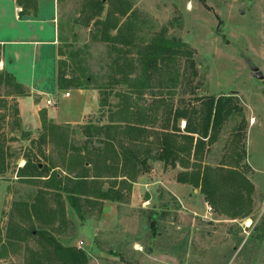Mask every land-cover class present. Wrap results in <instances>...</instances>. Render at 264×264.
Returning <instances> with one entry per match:
<instances>
[{
    "label": "rangeland",
    "instance_id": "rangeland-1",
    "mask_svg": "<svg viewBox=\"0 0 264 264\" xmlns=\"http://www.w3.org/2000/svg\"><path fill=\"white\" fill-rule=\"evenodd\" d=\"M90 1L54 3L66 60L80 76L93 77L84 93L59 89L56 46H40L34 56L32 45H7L8 72L16 70V79L24 80L31 90V69L35 75L41 70L44 85L39 87L43 89L39 107L49 110L65 127L46 129L39 114L38 126V105L31 95L21 99L27 123L18 121L16 98L8 95L9 89H2L0 136L4 139L0 140L11 157L9 170L0 177V264H32L45 242L39 231H47L64 246L85 251L86 264H264V78H257L250 69V64L256 65L264 75V0H102L101 13L94 12ZM39 2L41 15L50 16L53 0ZM121 3L129 4V16L118 13ZM16 4L0 0V38L35 37L27 29L15 34L17 15H21ZM107 13L111 17L118 13L127 22L129 30H123L130 44L102 38V25L94 20H104ZM116 33V29L109 31L110 36ZM166 43L172 44L168 52L174 56L162 61L166 54H159L158 48ZM119 51L130 58V85L138 81L151 53L159 58L158 65L151 64L149 81L154 88L131 94L128 84H118L110 98L114 109L122 101L117 96L122 91L138 105L163 99L173 107L200 112L210 96L233 98L237 108L210 144L204 162L215 169L213 180L221 184L214 200L200 187L178 181L183 169L179 164L166 168L163 162L152 161L150 169L133 183L131 193L124 191V201L93 197L89 201L81 196L82 217L65 193L44 192L41 180L31 183L16 176L29 154H37L47 165H58L56 171L64 173V141L82 144L80 126L100 119V99L106 94L96 87L109 82L112 60L119 57ZM169 70L179 71L173 92L160 87L173 82ZM66 91L71 96L66 97ZM47 98L56 104L47 105ZM85 112L92 114L81 122ZM186 121L179 120L180 133H187ZM43 133L48 139L41 146L44 156L32 143ZM233 171L245 180L226 178ZM216 174L221 178L218 181ZM111 179L103 178L104 188ZM245 181L247 186L240 185Z\"/></svg>",
    "mask_w": 264,
    "mask_h": 264
},
{
    "label": "trees",
    "instance_id": "trees-1",
    "mask_svg": "<svg viewBox=\"0 0 264 264\" xmlns=\"http://www.w3.org/2000/svg\"><path fill=\"white\" fill-rule=\"evenodd\" d=\"M90 2L89 6L94 8V12L101 13L104 9L102 0H91ZM121 2L125 3V1ZM124 3L118 5L116 9L120 15L129 16L130 6ZM28 9L24 7L22 14L28 12ZM112 13H107L104 20L101 18L94 20V24L102 25L104 34L102 38L130 44V37H127L123 30L125 28L129 30L127 22L119 19L118 13L117 17H111ZM111 29L117 30L116 35H109ZM171 47L172 44L166 43L161 45L160 49L158 48L161 50L159 54H166L162 55L160 60L164 61L168 56L170 58L174 56L168 52ZM119 53V57L112 60L114 68L108 75L109 82L101 87L96 85L98 89L103 88L106 94L100 99V113H102L100 118H103V123L99 118L84 122V125L80 126L84 141L80 145H68V141H64L63 154L67 166L64 173L56 171L59 168L58 165H47L38 159L37 154L33 156L29 154L26 155L23 166L17 168L16 176L20 180L31 183L41 180L45 185L44 192L56 190L59 195L61 192L65 193L72 207L82 217L84 212L80 203L81 196H85L89 201L91 197L100 201H124V191L131 193L133 183L142 173L150 169L152 161L163 162L166 168H175L179 164L183 169L178 173V181L200 187L209 200H214L221 184H216L213 180L215 169L204 162L209 153L210 144L237 108L232 104L233 98L210 96L207 98L204 110L200 112L190 107H173L171 103L163 99L138 105L131 95L122 91L117 93V96L121 95L122 101L115 104L114 109L110 104V98L113 89L118 84H128V89H133L131 94H141L142 90L154 88L149 81L153 71L151 64L158 65L159 58V54L151 53L153 57H148L147 66L138 81L130 85V70L128 69L130 58H127L126 54L121 51ZM67 55L62 47H59V89H82L91 86L94 82L93 77L90 74L80 76L79 73L74 72L75 68L66 60ZM1 56L2 46L0 45V60ZM169 72L173 74L170 76V79H174L173 82L160 85V87H166L172 91L178 83L179 71L169 70ZM3 88L9 89L8 95L16 98L14 111L19 121L18 98L28 96L30 92L17 81L12 73L0 70V97ZM39 115L46 129L54 131V129L65 127L49 118L46 109H41ZM181 118L187 120L185 126L187 133H180L178 122ZM65 125L75 130L74 126ZM46 140H48L47 133H43L37 141H32L39 146L43 156L41 146L47 142ZM243 153L245 154L244 150L241 154L239 153V158H242ZM10 157L8 147H5L0 140V177L9 170ZM215 176H217L216 181L221 179L219 174ZM221 176L226 177L224 174ZM228 176L226 178H234L235 181L238 178L245 180L239 171H233ZM103 178H112L106 188L102 182ZM241 184L247 186L246 181ZM249 185L251 188V184ZM38 233L45 242H42L40 251L36 253L32 264H86L87 256L82 249L62 245L47 231Z\"/></svg>",
    "mask_w": 264,
    "mask_h": 264
},
{
    "label": "crops",
    "instance_id": "crops-1",
    "mask_svg": "<svg viewBox=\"0 0 264 264\" xmlns=\"http://www.w3.org/2000/svg\"><path fill=\"white\" fill-rule=\"evenodd\" d=\"M15 2H17V6L16 9L18 10L19 13H21V15H17V19H16V23L14 26V32L15 34L20 33L22 35V30L23 29H27L29 31L30 36H35V37H30V38H0V45L2 46V56H1V60H0V70H4V71H9L7 70V61L5 59V51L7 49V45H32V49H33V54L34 56L36 54H38V50L40 48V46H44V45H54L56 46L55 52H56V61H57V75H56V80H57V85H58V60L60 58L59 56V47H60V27H59V16H57L55 14V4L57 2V0H53V4H54V10L53 12L50 14V16H42L41 15V3L39 2V0H21V2H19V0H15ZM28 7V12H24V14H22V10L23 8ZM54 13V15H52ZM13 27H10V29H12ZM17 53L15 54V58L14 61L16 60L17 57ZM41 70L38 71V75L34 74V67L31 69V74H30V84H31V90L28 88V86L25 85V81H18L20 83H22L30 92V95L34 97L35 103H37L38 108H37V118L36 123L38 126H40V123L38 122L39 118V111L42 109L41 107H39V96L42 97V93H43V89L39 88L41 86H43L44 84H41V82L43 81V77L40 75ZM11 73L17 77L18 72H16V70L12 71ZM81 92H85L87 90V88H82L80 89ZM97 92V97L99 99V91L97 89H95ZM67 92V91H66ZM66 92H65V96H66ZM33 94V95H32ZM71 96V94L69 95ZM66 96V97H69ZM25 97V96H24ZM21 99L22 97L18 98V109H19V116L20 119H22L25 123H27L25 121L23 112L21 110ZM98 109V108H97ZM92 114L91 112H85L83 114L82 117V121L89 115ZM48 115L49 118H51L52 120L55 121V117L54 115H52V113L48 110ZM100 120H102L101 123H103V118H100ZM56 123H58L57 121H55ZM80 122V123H81ZM187 123V121H186ZM60 124V123H59ZM21 166H23V164H21Z\"/></svg>",
    "mask_w": 264,
    "mask_h": 264
},
{
    "label": "water",
    "instance_id": "water-1",
    "mask_svg": "<svg viewBox=\"0 0 264 264\" xmlns=\"http://www.w3.org/2000/svg\"><path fill=\"white\" fill-rule=\"evenodd\" d=\"M250 69L252 70L253 74L259 78V79H263L264 75L263 73L260 71L259 67L253 64H250Z\"/></svg>",
    "mask_w": 264,
    "mask_h": 264
},
{
    "label": "built area",
    "instance_id": "built-area-1",
    "mask_svg": "<svg viewBox=\"0 0 264 264\" xmlns=\"http://www.w3.org/2000/svg\"><path fill=\"white\" fill-rule=\"evenodd\" d=\"M69 95H70V92L67 91V92H66V96H69ZM46 104H47V105H55V104H56V101H55V100H52V99H50V98H47V99H46Z\"/></svg>",
    "mask_w": 264,
    "mask_h": 264
}]
</instances>
